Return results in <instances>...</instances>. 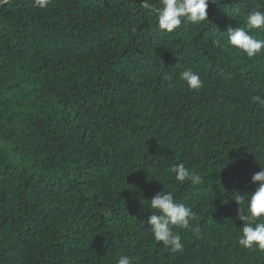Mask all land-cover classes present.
<instances>
[{"label":"trees","instance_id":"1","mask_svg":"<svg viewBox=\"0 0 264 264\" xmlns=\"http://www.w3.org/2000/svg\"><path fill=\"white\" fill-rule=\"evenodd\" d=\"M141 2L0 6V264H264L238 244L229 200L264 167V110L250 102L264 95V53L226 42L264 0H217L209 21L172 34ZM185 68L201 89L179 79ZM177 163L201 183L175 181ZM160 190L196 213L199 236L174 228L183 253L151 235Z\"/></svg>","mask_w":264,"mask_h":264},{"label":"clouds","instance_id":"2","mask_svg":"<svg viewBox=\"0 0 264 264\" xmlns=\"http://www.w3.org/2000/svg\"><path fill=\"white\" fill-rule=\"evenodd\" d=\"M8 3V0H0V6ZM143 7L154 13L156 28L165 33H175L185 23L202 25L209 21L208 7L210 3L217 4V0H159L156 6L150 0H142ZM50 0H34V6L46 9ZM243 26L227 28V44L241 52L248 59L256 58L264 53V39L256 38L257 34H264V8L249 10L243 20ZM131 31L135 33L137 28L133 26ZM219 44V41H217ZM161 77L171 79L167 73L161 72ZM179 79L184 81L190 90H199L203 87V80L197 71L185 68L179 73ZM250 102L264 110V95L254 94ZM175 181L181 185L189 182L198 185L202 176L190 170L184 163L171 166ZM250 184L254 185L253 191L232 192L229 200H234L238 205L236 219L242 222L239 226L238 244L243 249H254L264 252V167L251 175ZM149 200L147 210L151 213L147 217V224L151 229L154 240L171 253H183L184 243L181 234L174 228L191 231L199 236L201 229L190 223L196 217V213L186 203L179 202L171 191H157ZM116 264H134L128 254L119 256Z\"/></svg>","mask_w":264,"mask_h":264}]
</instances>
